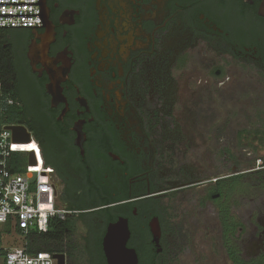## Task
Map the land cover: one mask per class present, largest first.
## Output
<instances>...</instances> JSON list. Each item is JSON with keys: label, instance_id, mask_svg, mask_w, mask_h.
Here are the masks:
<instances>
[{"label": "flooded vegetation", "instance_id": "1", "mask_svg": "<svg viewBox=\"0 0 264 264\" xmlns=\"http://www.w3.org/2000/svg\"><path fill=\"white\" fill-rule=\"evenodd\" d=\"M42 1L45 27L3 31L0 83L70 212L47 234L54 255L107 264L102 241L121 218L137 264H169L175 217L202 232L211 206L231 264L262 261L241 254L229 207L248 173L212 178L208 119L184 112L208 110L210 90L234 82L264 91V0Z\"/></svg>", "mask_w": 264, "mask_h": 264}, {"label": "rangeland", "instance_id": "2", "mask_svg": "<svg viewBox=\"0 0 264 264\" xmlns=\"http://www.w3.org/2000/svg\"><path fill=\"white\" fill-rule=\"evenodd\" d=\"M247 80L251 81L249 77ZM208 107V110L184 112V117L193 118L198 113L208 119L205 164L212 178L221 172L248 173L230 197L229 207L234 219L243 226L237 246L244 258L254 257L264 252V172L255 173L264 164V91L248 90L234 82L222 93L210 90ZM195 150L200 165V157L205 154L200 143ZM214 214L209 206L206 230L193 231L194 235L189 218H182V214L180 219L179 214L175 217L174 222H181L182 244L175 246L169 264H231L221 245V228ZM4 242L6 247L24 244L12 230L4 235Z\"/></svg>", "mask_w": 264, "mask_h": 264}, {"label": "built area", "instance_id": "3", "mask_svg": "<svg viewBox=\"0 0 264 264\" xmlns=\"http://www.w3.org/2000/svg\"><path fill=\"white\" fill-rule=\"evenodd\" d=\"M0 3H37V0H0ZM38 5H0V15L38 14ZM42 24L38 16H0V32L35 29ZM14 99L0 83V116L14 106ZM12 122L0 123V264H57L54 253L29 251L26 239L46 236L54 222L70 212L58 206L49 169L29 131V141H17ZM33 156L34 163H29ZM21 157V159L19 158ZM19 162H23L19 166ZM24 240L22 246L6 247L5 227Z\"/></svg>", "mask_w": 264, "mask_h": 264}, {"label": "water", "instance_id": "4", "mask_svg": "<svg viewBox=\"0 0 264 264\" xmlns=\"http://www.w3.org/2000/svg\"><path fill=\"white\" fill-rule=\"evenodd\" d=\"M0 5H38V14H22V15H0V16H38L39 20L44 26L46 15L43 11V1L37 0V3H0ZM13 130L15 139L17 141H29V134L22 126L11 127ZM29 163H34L33 156ZM152 232L155 235L158 232V228L151 224ZM128 224L125 219H119L115 223H110L107 226L106 234L102 241L103 252L106 258L107 264H137V255L133 249L127 247V241L129 239ZM157 241V240H155ZM53 258L57 260V264H64L63 255H53Z\"/></svg>", "mask_w": 264, "mask_h": 264}, {"label": "trees", "instance_id": "5", "mask_svg": "<svg viewBox=\"0 0 264 264\" xmlns=\"http://www.w3.org/2000/svg\"><path fill=\"white\" fill-rule=\"evenodd\" d=\"M2 34H3V32H0V49L2 47V42H1ZM0 57H1V54H0ZM0 68H1V59H0ZM9 96L12 97L10 94H9ZM15 114H16V108L13 106V107L9 108L8 111L4 115L0 116V123L5 121V122H12V123L18 124V122L15 119ZM19 158L21 159V157H19ZM61 226H63L62 222L54 224L53 230H58ZM4 231L6 234H8L11 232V229L8 226H6ZM15 233L19 234V231L15 230ZM56 241H60V240L58 238L57 233H53V232L47 236H43V237L30 236L26 239V242L29 245V248H28L29 251L44 250V251H48V252H54L55 251L53 249L54 247H51V246H54ZM235 261L238 264H244L241 261L238 262L237 258H235ZM263 261H264V259H262V261L257 262V264L262 263Z\"/></svg>", "mask_w": 264, "mask_h": 264}]
</instances>
